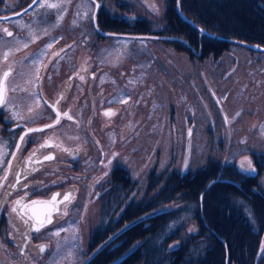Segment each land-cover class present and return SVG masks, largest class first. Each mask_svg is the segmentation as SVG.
<instances>
[{"label":"rangeland","instance_id":"obj_1","mask_svg":"<svg viewBox=\"0 0 264 264\" xmlns=\"http://www.w3.org/2000/svg\"><path fill=\"white\" fill-rule=\"evenodd\" d=\"M23 1L17 4V0H3L6 8L0 6L1 16L20 10ZM95 4L100 7L96 8ZM95 4L92 0H71L65 5L66 11L52 9V15L45 18L55 20L58 15H63L68 21L75 20L78 14V23L85 30L93 23L92 10L98 24H106L107 17L131 21L138 15L148 17L156 27L166 22L167 0H120V3L95 0ZM151 5H155L158 12L153 11ZM37 8L40 9L39 6ZM23 13L25 8L15 14ZM21 21L25 23L24 19ZM51 27L54 26H48L44 19H37L31 26L33 35L37 37L35 42L40 43V37L47 36ZM74 28L69 25L68 32ZM88 32L92 37L93 29ZM70 38L71 33L66 39ZM100 46L99 57L105 62L102 70L110 76L112 90L101 96L98 115L101 108L107 106L113 107L117 114L107 116L109 129L99 136L104 138L102 146L106 149L115 137L125 136L124 140L116 141V149L120 153L115 161L125 165L133 185L137 183L138 193L146 187L144 196H148L147 180L152 169L157 175L170 171H197L209 165L211 158L223 163L235 161L241 168L240 162L245 157L255 166L251 153H240L246 148L264 146V52L237 45L221 55L198 57L164 42L159 35L138 36L124 30L101 32ZM121 98L127 103L119 102ZM101 122L102 119L97 118L98 127ZM69 136L75 138L77 133ZM81 151L83 148L77 146L75 153ZM55 152L58 153V149ZM98 158L96 152L87 166L82 165V159L77 162L76 171L89 172L84 177L77 175L72 160H69L68 175L79 186L78 196L75 192L73 203L66 204L62 213L54 216V224L59 227L46 230L45 234L50 237L46 240V250L41 252L38 244L36 248L27 247L30 264H85L87 258L89 262L103 250L104 243L108 241L104 240L93 248L87 245L102 215L98 197L100 187H92L87 193L88 186L103 169L97 165ZM105 173L97 186L109 178V173ZM155 191L150 189L151 193ZM249 207L241 206L247 216H251ZM135 211L136 207H130L131 213ZM16 218L22 219L17 213ZM115 225L116 222L112 221V227ZM185 225L195 229L193 221H186ZM22 227L19 226L20 229ZM57 231L60 235H53ZM94 249L97 252L93 253ZM258 254L263 257L262 247Z\"/></svg>","mask_w":264,"mask_h":264},{"label":"flooded vegetation","instance_id":"obj_2","mask_svg":"<svg viewBox=\"0 0 264 264\" xmlns=\"http://www.w3.org/2000/svg\"><path fill=\"white\" fill-rule=\"evenodd\" d=\"M20 2L21 0H17V4ZM31 2L32 0L23 1L21 9L25 8V13L19 16H16L18 14L15 13L21 9L10 13V15H5V17L0 13V76L9 69V66L11 67V75L7 81L9 105L0 107V151L6 153L2 157L3 166H0V178L3 177L5 169L8 171V180L4 181L3 187L0 188V264H30L28 246L36 248L38 244L40 249V245H44L46 250L48 246L46 240L50 239L45 234L46 230H54L59 227L54 224L56 221L54 216L58 213L61 214L66 204L73 203L75 192L78 196L79 186L68 175L69 160H72L73 169L78 166L77 162L80 159L83 160L82 165L87 166L97 152V157H99L97 165L103 166V169L88 186L87 193L92 187H100L98 197L101 209L103 204H120L118 212L113 214V222L122 219L121 222L125 221L126 224L128 220L125 219L131 213L127 204H137L140 196L147 200L146 195L137 192V183L133 185L132 177L124 167L125 165L119 160L115 161L120 153V150L116 149V141L124 140L125 136L123 138L121 135L115 137L114 142L107 149L102 146L104 138L99 136L101 132L109 129L108 117L105 112L115 113L110 116L117 114L113 107L101 108L100 106L104 115L102 112H99L98 115L101 96H106L112 90L110 76L102 70L105 68V62L99 57L101 32L105 33L106 30H113V28H108L105 24V28H103L104 26L98 24V20L95 19L85 30L78 23V14H76L75 20L67 21L65 17L62 20H48L45 17L52 15V11L46 8L35 9L39 6L40 0L28 8ZM0 6L6 8V3L3 4V0H0ZM21 19H24L25 23ZM37 19H44L48 26H54L51 27L47 36L40 37V43L33 42V35L30 37L31 26ZM3 20L4 22H1ZM69 25L75 26L74 31L68 32ZM5 28L11 31L13 36H7L4 32ZM90 28L93 29L92 37L88 32ZM69 33H71V38L67 40L66 37ZM56 41L59 42L56 43ZM24 43H27L28 47H23ZM49 43L54 46L48 49L46 55L41 56V52ZM10 48L13 49V52L5 61L3 53ZM61 49L63 51H60ZM56 52H60V55L54 56L53 54ZM37 57L41 59L42 63H32ZM37 69H39L40 77L38 80L36 79ZM13 88L15 91H12ZM101 90H103V94H100ZM61 96L63 99L60 98ZM57 100H59L58 104H56ZM52 104L60 111L61 116L58 124L48 128L45 125L53 124L57 118L56 112L49 107ZM12 112H19L23 119H13ZM65 112L71 119L63 115ZM97 118L102 119L99 127ZM29 128H43L44 130L29 132L25 136V141L21 143L20 136ZM80 131L81 135L79 136ZM74 132L77 133V136L70 137L69 134ZM46 140H50L52 146L41 148L40 145L44 144ZM17 144L20 145L19 150H17ZM77 146L83 148L79 154L75 153ZM57 149L58 153L55 152ZM33 152H35L34 155ZM114 153L115 156H113ZM244 153L253 155L255 172L238 168L235 161L223 163L217 158H211L208 163L216 161L223 166L224 185L231 182L237 187L243 186L246 187V190L254 192L253 201H249V203L255 205L249 207L251 216L247 217L250 220V231L252 229L259 236L261 231L255 229L254 221L258 219V222L264 221V146L257 149L249 148V150L246 148L240 155ZM46 155H51L54 158L45 160ZM30 156L31 161H29ZM109 160L112 163L105 167ZM9 162L11 163L10 168H8ZM187 171L189 170L184 172ZM105 172L109 173V178L102 185L97 186ZM17 173L20 174V183L13 190L10 185L16 183ZM76 173L80 177L89 175L87 170L76 171ZM9 193L11 194L9 195ZM56 193L60 194L57 197L56 205L58 211L52 212V223L46 224L39 232L32 230L34 221L28 218L30 213L23 217L19 215L22 218L19 220L16 218V212L11 210L14 206L13 201L21 197H25L24 203H30L32 200H50ZM67 193H71L70 199L59 203ZM77 203L75 201V204ZM255 206L262 208L260 217ZM165 208L167 207L162 209ZM226 209L230 219L246 216L237 204L235 207L228 204ZM17 211H20L19 208ZM141 216L134 217L127 224L137 221ZM99 221L91 234V239L97 236L96 229ZM127 224L125 231L130 232V226ZM19 226L23 227L20 229ZM246 229L237 233L244 232ZM122 234V227H117L112 232H106L102 239L108 242L104 243L102 249L118 237L121 238ZM250 234V239L253 240L252 244L256 245V249L247 247L238 249L239 261L242 263L246 259L250 264H264V255L260 257L258 254L261 247L264 250V231L260 243L259 237L255 233L250 232ZM239 237L235 236V238ZM95 259L96 255L93 261Z\"/></svg>","mask_w":264,"mask_h":264},{"label":"trees","instance_id":"obj_3","mask_svg":"<svg viewBox=\"0 0 264 264\" xmlns=\"http://www.w3.org/2000/svg\"><path fill=\"white\" fill-rule=\"evenodd\" d=\"M167 1L166 22L159 27L148 17L139 15L131 21L107 17L105 26L117 32L158 34L165 42L198 57L221 55L237 47L227 40L202 34L181 19L176 9L177 0ZM116 2L120 3V0ZM180 3L184 13L207 30L222 37L264 45V0H180ZM100 25L104 26V23ZM150 172L146 202L140 196L137 204H127L129 210L136 207L137 211L125 220L142 215L127 224L130 232L125 231L126 224L121 222L122 219H117L112 227V214L118 212L120 204L102 205L97 236L92 238V245L99 246L104 242L102 236L117 227L123 228V234L113 240L109 248L105 246L89 264H250L246 259L242 263L239 261L238 249H256L250 232L259 237L260 243L264 221H254L255 229L261 231L258 236L252 229L250 231L247 215L230 219L226 208L228 204L232 207L235 204L254 206L249 203L253 201L254 192L231 182L224 185L223 166L216 161L197 171H170L159 175L153 169ZM151 188L156 191L151 193ZM145 190L146 187L139 193L144 195ZM161 206L167 208L161 209ZM255 207L260 217L262 208ZM186 221L195 222V229L186 228ZM245 228L244 232L237 233Z\"/></svg>","mask_w":264,"mask_h":264},{"label":"snow or ice","instance_id":"obj_4","mask_svg":"<svg viewBox=\"0 0 264 264\" xmlns=\"http://www.w3.org/2000/svg\"><path fill=\"white\" fill-rule=\"evenodd\" d=\"M71 0H62V2H49V0H40L39 3V7L40 8H46V9H63L64 11H66V7L65 5L67 3H70ZM33 4L37 3V0H32ZM92 3L95 4V0H92ZM96 8H99L100 5L99 4H95ZM153 11L158 12V9L155 7V5H151ZM93 11V15L91 17V19L94 21L95 20V11ZM87 14V13H85ZM63 19V15H58V20H62ZM75 23V21H74ZM201 33L203 32V29L200 30ZM4 32L6 33L7 36L11 37L13 36V33L11 31H8L7 28L4 29ZM45 34H47V30H45ZM30 35H33L30 32ZM37 37H35L33 35V42L35 41ZM59 41H56V43H58ZM17 43H19V41H17ZM54 45L52 43H49L46 48L41 52V56L46 55L48 49H51ZM23 47H28L27 43L23 44ZM69 47H71V45H69ZM19 50V49H16ZM60 51H63V49H61ZM13 52V49H8L7 51H5L3 53V59L5 61H7L9 55ZM54 56H59L60 52H56L53 54ZM51 62V61H50ZM32 63L34 64H40L42 63L41 59L39 57L35 58ZM39 69H37V75H36V79L38 80L39 77ZM11 75V67L9 66V69L4 71L2 76H0V107H8L9 105V100H8V87H7V81H8V77ZM81 79H83V77H80ZM12 91H15V88L12 89ZM61 99H63V97H60ZM119 102H123V103H127V100L124 98H121V100ZM59 103V100L56 101V104ZM49 107H51L53 109V111L56 112V120L54 121L53 124H48L45 125V127L51 128L54 127L55 124H58L60 122V116L61 113L60 111L55 107L54 104L49 105ZM29 111L31 112L32 109L30 108ZM115 113L112 112H105L106 116H110V115H114ZM64 116H66L68 119H71L70 116H68V114L65 112L63 113ZM12 118L13 119H23L22 116H20L19 112H12ZM18 127L20 126L19 124L17 125ZM43 128H29L27 129V131L20 136V141L21 143H23L25 141V136L28 135L29 132H38V131H43ZM52 146L50 143V140H46L44 144L40 145L41 148L43 147H50ZM17 150L20 149V145L17 144ZM35 154V152H33V155ZM6 155L5 152L0 151V166H3V159L2 157ZM116 154L114 153L113 156H115ZM14 156V154H13ZM54 157L51 155H46L44 157L45 160H51ZM29 161H31V156L29 157ZM39 162V161H37ZM112 163L111 160H109L107 162V164L105 165V167H107L108 165H110ZM245 164L247 165V167H245ZM11 167V163L9 162L8 164V168ZM240 167L242 170L244 171H250V172H255V168L252 165V161L248 158L245 157L244 160H242L240 162ZM105 175H107V173H105ZM25 179H27V177H25ZM8 180V171L7 169H5L4 175L2 178H0V188L3 187V182ZM20 183V174L17 173L16 175V183L11 184L10 187L15 190L16 189V185ZM11 193H9L10 195ZM59 193L54 194L50 200H32L30 203H24V199L25 197H21L20 199H17L15 201H13L14 206L12 207V212H16L18 215L20 216H24V215H28L30 213V215L28 216L29 219L33 220L34 223L32 225V230L39 232L40 229L42 227H44L46 224H51L52 223V212L54 211H58L56 205L58 203L57 201V197L59 196ZM71 197V193H67L64 195L63 200L59 201V203H64V201H68ZM19 208V212L17 211V209ZM66 214V213H65ZM25 223H27V220H25ZM53 235L59 236L60 233L57 231L55 233H53ZM40 251L44 252L45 251V246L44 245H40Z\"/></svg>","mask_w":264,"mask_h":264},{"label":"water","instance_id":"obj_5","mask_svg":"<svg viewBox=\"0 0 264 264\" xmlns=\"http://www.w3.org/2000/svg\"><path fill=\"white\" fill-rule=\"evenodd\" d=\"M177 8H178V12L180 14V16L185 20L187 21L188 23H190L191 25H193L195 28H197L199 31L201 29H203V34H206L208 36H211V37H216L218 39H222V40H228L230 42H234V43H238L240 45H243L245 47H248L250 49H253V50H257V51H264V46L263 45H260V44H257V43H248V42H245V41H240V40H237V39H234V38H225V37H222V36H219V35H216L212 32H209L207 31L205 28L199 26L193 19L189 18L181 9V6H180V3L177 4ZM201 32V31H200Z\"/></svg>","mask_w":264,"mask_h":264}]
</instances>
